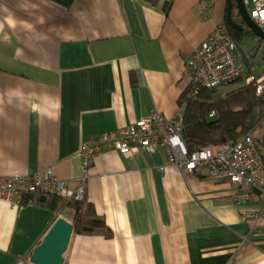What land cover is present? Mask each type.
<instances>
[{"label": "crops", "instance_id": "0c3cea01", "mask_svg": "<svg viewBox=\"0 0 264 264\" xmlns=\"http://www.w3.org/2000/svg\"><path fill=\"white\" fill-rule=\"evenodd\" d=\"M226 4L0 0V175L51 168L73 189L83 141L152 108L182 117L185 60L225 23ZM238 188L206 169L184 178L158 146L102 151L85 196L111 236L72 233L63 264H264V219L242 217L261 203L237 205ZM35 194L18 206L0 199V264H33L55 219L72 223V210Z\"/></svg>", "mask_w": 264, "mask_h": 264}, {"label": "built area", "instance_id": "2783aa9c", "mask_svg": "<svg viewBox=\"0 0 264 264\" xmlns=\"http://www.w3.org/2000/svg\"><path fill=\"white\" fill-rule=\"evenodd\" d=\"M242 1L250 18L264 31V0ZM252 59V55L240 50L239 44L228 34L225 23L217 24L185 60L184 71L189 78L186 96H195L201 88L215 89L238 78H244L246 83L253 82L256 93L260 94L264 91V75L247 74L246 64L252 63ZM213 115L214 112L209 114ZM182 129V117L168 118L152 108L127 126L83 141L79 152L82 175L75 188H70L65 180L47 168L32 175H0V199L18 206L26 196L40 193L64 202L80 201L85 197L88 169L97 154L113 149L127 156L141 148L158 146L164 150L168 165L176 167L184 178L189 173L206 169L208 177L225 179L239 187L237 205L258 197L259 209L242 211L244 221L255 227L264 219V159L253 132L226 140L217 147H203L189 153ZM159 168L163 170L164 166Z\"/></svg>", "mask_w": 264, "mask_h": 264}, {"label": "trees", "instance_id": "16d2710c", "mask_svg": "<svg viewBox=\"0 0 264 264\" xmlns=\"http://www.w3.org/2000/svg\"><path fill=\"white\" fill-rule=\"evenodd\" d=\"M143 1L155 4L158 0ZM233 16L237 23H242L237 15ZM225 26L228 34L239 44L246 30L238 31L227 24ZM246 68L247 74L251 73V63L246 64ZM241 79L244 78L236 80ZM179 102L182 106V138L189 153L203 147H217L226 140L236 139L252 131L253 139L260 147V154L264 159V132L260 136L254 134L257 128L264 126V91L257 94L253 82H244L217 99L214 98V89L201 88L195 96H186L185 90ZM211 112L214 115L210 117ZM35 195L39 197V201H45L52 208L73 211V234L90 235L100 232L105 237L111 236V230L103 218L97 215L94 205L86 196L80 201L57 203L54 197L40 193Z\"/></svg>", "mask_w": 264, "mask_h": 264}, {"label": "water", "instance_id": "95a60500", "mask_svg": "<svg viewBox=\"0 0 264 264\" xmlns=\"http://www.w3.org/2000/svg\"><path fill=\"white\" fill-rule=\"evenodd\" d=\"M237 15L242 23H237L233 15ZM225 24L231 29L241 31L247 28L260 42H264L262 31L250 18L242 0H227ZM73 224L64 217L58 216L41 241L32 249L29 260L33 264H63Z\"/></svg>", "mask_w": 264, "mask_h": 264}, {"label": "rangeland", "instance_id": "374dc122", "mask_svg": "<svg viewBox=\"0 0 264 264\" xmlns=\"http://www.w3.org/2000/svg\"><path fill=\"white\" fill-rule=\"evenodd\" d=\"M246 32L242 35L239 41V48L245 53L252 55L251 72L255 77L264 75V42L258 40V38L249 33V30L245 28ZM244 79L234 80L225 84H222L214 89V98L223 97L226 93L230 92L243 85ZM264 132V126L257 128L254 131L255 136H260Z\"/></svg>", "mask_w": 264, "mask_h": 264}]
</instances>
